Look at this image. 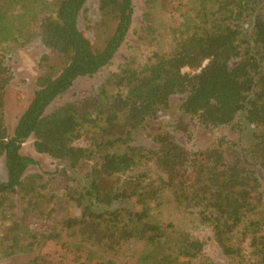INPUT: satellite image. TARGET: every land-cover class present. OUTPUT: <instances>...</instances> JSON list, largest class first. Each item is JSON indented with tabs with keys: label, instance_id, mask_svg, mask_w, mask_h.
Instances as JSON below:
<instances>
[{
	"label": "trees",
	"instance_id": "16d2710c",
	"mask_svg": "<svg viewBox=\"0 0 264 264\" xmlns=\"http://www.w3.org/2000/svg\"><path fill=\"white\" fill-rule=\"evenodd\" d=\"M87 1L0 0V261L51 264L44 251L57 245L69 264H201L204 243L169 219L177 213L210 228L227 264H264V0H174L171 19L161 0H143L146 60L128 57L92 95L51 108L111 66L132 27V0H97L94 47L78 26ZM36 39L47 54L9 133L2 47ZM175 96V132L192 120L230 127L242 147L223 137L192 158L165 128L154 147L136 143ZM29 139L61 167L29 173Z\"/></svg>",
	"mask_w": 264,
	"mask_h": 264
},
{
	"label": "rangeland",
	"instance_id": "374dc122",
	"mask_svg": "<svg viewBox=\"0 0 264 264\" xmlns=\"http://www.w3.org/2000/svg\"><path fill=\"white\" fill-rule=\"evenodd\" d=\"M134 4V15L132 27L126 38L124 45L116 54L111 66L100 70L92 77H82L77 79L73 86L60 98H58L52 105L54 108L64 102L80 100L95 93L103 79L112 71H114L118 64L126 60L130 56H136L141 60H146L149 56V50L143 47L137 40V32L142 24L141 15L143 12V0H132ZM162 5L166 8L170 19L177 15V8L174 0H161ZM99 21L97 10V0H88L84 12L79 18V29L83 35L89 39L91 44L96 47L98 40L96 34V23ZM4 60L6 65L12 72L13 78L6 90L5 97V122L9 133L12 132L17 118L32 97L35 90V79L40 74V59L47 54V50L42 46L38 39L19 46L16 43L3 45ZM182 98L175 96L170 99L169 107L160 114L158 120L148 126L144 134L139 135L136 143L154 147L151 142V136L162 131L164 128L169 130L174 135L176 141L190 154L193 158L194 154L203 152L215 146L220 138H225L228 142L235 145V150L240 149L242 145L238 143L237 138L240 137L239 132L230 127H221L218 129H206L202 127L196 120H192L188 127L187 134L175 132L172 129L175 119L179 115L178 106ZM238 123V121H237ZM239 126L245 131L242 132L241 137L244 139V144L250 137V129L244 128V125L239 122ZM249 131V132H248ZM237 147V148H236ZM20 153L29 156L34 160V165L29 169V173H53L58 170L61 165L53 161L46 155L37 154L32 146V140L29 139L23 143ZM188 175V174H185ZM182 178V176L180 177ZM262 182V190L264 196V175H260ZM6 180V173L2 161H0V182ZM264 202V201H263ZM264 208V206H263ZM169 214L165 213V216ZM171 221L176 223L182 229H185L193 238L204 243L203 256L196 261V263H212V264H227L224 257H222L217 245L212 240L210 228L202 225L198 220L190 217L184 218L179 214H172L168 216ZM45 254L51 264H69L72 262L71 255H68L57 245H50L45 249ZM30 256H15L10 259L0 261V264H21L28 260Z\"/></svg>",
	"mask_w": 264,
	"mask_h": 264
}]
</instances>
